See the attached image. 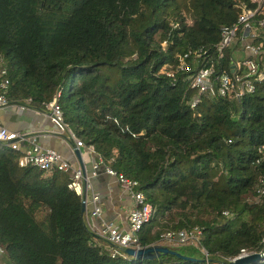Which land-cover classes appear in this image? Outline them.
<instances>
[{
  "label": "trees",
  "instance_id": "trees-1",
  "mask_svg": "<svg viewBox=\"0 0 264 264\" xmlns=\"http://www.w3.org/2000/svg\"><path fill=\"white\" fill-rule=\"evenodd\" d=\"M250 0H0V58L9 105L43 111L57 99L64 125L102 163L136 180L155 212L138 232L201 231L210 261L264 252V81L239 101L200 97L161 70L187 50H210ZM0 144V250L7 264H204L184 256L109 257L84 224L69 171L19 167ZM228 211L224 216L221 212ZM247 264H259L256 259Z\"/></svg>",
  "mask_w": 264,
  "mask_h": 264
},
{
  "label": "built area",
  "instance_id": "built-area-1",
  "mask_svg": "<svg viewBox=\"0 0 264 264\" xmlns=\"http://www.w3.org/2000/svg\"><path fill=\"white\" fill-rule=\"evenodd\" d=\"M237 10L236 20L231 25L220 28L218 42L210 50L189 49L177 55L172 66H164L161 70L162 75L169 79L171 86L176 83V75L182 74L189 88L195 91V95L187 101L190 109L195 108L202 96L239 101L244 96L252 95L256 86L264 81V0L241 3L237 6ZM7 84L5 68L0 58V109L13 106L17 113L27 110L29 99L14 105L8 104L5 98ZM59 94L60 91L57 90L52 100L45 104L44 110L55 128L53 133L60 137L64 136L65 142L73 143L76 148H79L83 144L63 123L57 102ZM0 144L20 152L17 159L19 167L31 166L45 172L69 171L71 176L67 188L83 200L81 169L72 168L55 151L41 149L35 143L33 133L12 132L0 125ZM20 147H24L25 151L21 152ZM257 155L256 163L264 160V146L257 149ZM96 166H103L104 172L115 178L118 185L131 198L133 206L125 215L126 228H120L110 222H102L99 231L95 232L87 222L84 224L92 235L94 244L105 248L109 257L125 256V248H141L137 245L138 232L140 227L152 217L155 208L146 201L143 192L137 189L136 180L112 171L102 163L99 156H96L93 167ZM259 182L262 187L257 189L258 193L264 190V179H259ZM90 199L93 203L91 215L99 218L100 210L96 204L98 198L96 195H91ZM221 213L224 216L230 215L226 210ZM200 235L201 231L197 227L189 230H167L162 232L153 244L166 247L185 244L197 246L203 256L204 264H232L237 258L254 253L241 249L237 255L226 258L224 261H210L206 251L200 245ZM259 254L257 260L259 264H264V252Z\"/></svg>",
  "mask_w": 264,
  "mask_h": 264
},
{
  "label": "crops",
  "instance_id": "crops-1",
  "mask_svg": "<svg viewBox=\"0 0 264 264\" xmlns=\"http://www.w3.org/2000/svg\"><path fill=\"white\" fill-rule=\"evenodd\" d=\"M0 125L12 132L33 133L35 143L41 149L53 150L72 168L81 169L84 222H87L95 232L99 231L102 222H110L120 228H126L125 215L133 206L131 198L114 177L104 172L103 166L93 167L96 163V154L90 148L84 145L76 148L73 143L65 142L64 136L60 137L53 133L55 128L45 110L28 108L17 113L14 107L7 106L0 109ZM91 195H96L98 198L96 204L100 210L99 218L91 215L93 206ZM97 243L102 244V242Z\"/></svg>",
  "mask_w": 264,
  "mask_h": 264
},
{
  "label": "water",
  "instance_id": "water-1",
  "mask_svg": "<svg viewBox=\"0 0 264 264\" xmlns=\"http://www.w3.org/2000/svg\"><path fill=\"white\" fill-rule=\"evenodd\" d=\"M84 207H85L84 201L81 200V203H80L81 211H84ZM124 252L128 256H134L138 258H153V257H157L159 254H165V253H170V254H174L179 257H184L178 254L176 251L169 249L166 246L157 245V244H153V245L146 246V247H141L138 249L127 247L124 249ZM259 255H260L259 253H251L246 256L237 258L236 260L232 262V264L252 262L256 260L259 257Z\"/></svg>",
  "mask_w": 264,
  "mask_h": 264
},
{
  "label": "rangeland",
  "instance_id": "rangeland-1",
  "mask_svg": "<svg viewBox=\"0 0 264 264\" xmlns=\"http://www.w3.org/2000/svg\"><path fill=\"white\" fill-rule=\"evenodd\" d=\"M10 107H13V106H10ZM20 151L24 152L25 148L20 147ZM0 264H7V262L5 261V258H4V254L2 252H0Z\"/></svg>",
  "mask_w": 264,
  "mask_h": 264
}]
</instances>
